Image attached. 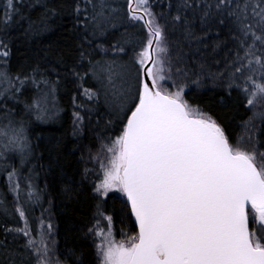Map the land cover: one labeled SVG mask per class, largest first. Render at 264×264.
<instances>
[{"label":"snow or ice","instance_id":"obj_1","mask_svg":"<svg viewBox=\"0 0 264 264\" xmlns=\"http://www.w3.org/2000/svg\"><path fill=\"white\" fill-rule=\"evenodd\" d=\"M25 8L42 11L33 20ZM168 9L157 14L152 0H7L0 31L19 23L24 38L32 41L55 25L68 50L54 59L37 50L34 62L26 57L13 73L10 41L0 36V170L7 172L12 192H19L23 179L29 190L26 202L39 200L32 184L35 165L27 166L40 157L25 121L16 120L8 105L23 104L25 113L45 121L59 83L47 73L59 77L57 69L63 68L66 76L81 82L78 87L91 75L99 87L83 94L89 101L103 97L105 111L114 118L105 122V131L107 125L120 124L115 138L105 137L110 144L101 142L109 159L100 163L97 176L102 179L92 188L98 203L88 233L100 239L98 244L94 240L99 264H264V152L248 134L253 119L264 118V112L253 111L243 132L230 139L220 121L187 98L210 81L208 90L223 93L215 100L221 109L234 108L237 97L249 109L264 104V0H175ZM137 25L142 35L129 31ZM213 29L226 30L234 43L223 71L212 72L202 54L193 63L183 52L174 58L169 54L167 33L180 32L190 52L195 45L200 54ZM29 84L36 88L31 103L20 99ZM77 107L88 113L89 122L97 115L99 124L97 109ZM84 126L85 116L74 112L73 136L81 135ZM88 159L98 156L90 153ZM25 169L28 176H23ZM88 173L85 169L84 179ZM112 192L122 195L120 211L134 217L138 229L127 241L113 238V216L101 208ZM64 193L73 198L69 187ZM14 211L25 219L24 207ZM52 228L48 223L46 232L37 233L39 242L26 219L23 228H4L0 264H62L56 241L50 239ZM13 231L27 237L23 251L11 246L8 234ZM75 258L80 264L81 258Z\"/></svg>","mask_w":264,"mask_h":264},{"label":"trees","instance_id":"obj_2","mask_svg":"<svg viewBox=\"0 0 264 264\" xmlns=\"http://www.w3.org/2000/svg\"><path fill=\"white\" fill-rule=\"evenodd\" d=\"M6 2L7 0H0V18L3 17ZM169 2L174 3L175 0H152L153 11L157 14L160 12L167 13L169 11ZM22 11L25 15L30 14L31 18L36 20L42 10L36 8L29 12L25 8ZM172 14H175L174 10ZM16 19L19 20L18 17ZM160 22L163 23L164 21L161 19ZM23 27L26 28L27 24L25 23ZM138 29L139 25L136 28L129 29V31L142 35L143 33L138 32ZM217 32H219V35L216 34ZM197 34L200 35L201 33L197 32ZM166 35L169 54L173 58L179 51L191 56L192 59L189 63H193L202 54L208 58L206 63L210 66L212 72L223 71L227 60L231 59L228 53L229 49L234 48V43L229 38L226 30L213 29L204 41L208 46L207 49L201 46L202 51L200 54L194 52L195 45L191 46L193 51L190 52V46L180 32L167 33ZM0 36L7 37L6 43L10 41L11 52L8 63L13 73L20 70L26 57H30L34 62L37 57L33 56V52L37 50L40 51L41 57L45 52H48L50 58L53 59L58 55L59 51L66 52L68 50L67 43L62 39L60 31L55 25H53L52 31L44 33L32 41L24 38L21 25L15 22L9 25L5 31H0ZM220 41L225 43L213 51V48ZM125 59L127 58L125 57ZM217 60L220 61L219 65L214 63ZM42 67H55V65L42 64ZM57 71L59 72V77L54 72L49 71L47 73V78L50 81L59 80V83L56 84L55 94L50 101L51 114H49L47 120L39 121L35 119L34 114L25 113L23 104L15 107L12 104L8 105L10 108H14L16 120L25 121L28 138L33 145L36 156L40 157L32 160L31 164L27 166L32 167L35 165L36 175L32 180V184L35 193L39 194V200L32 203L26 202V181L23 179L20 180L19 192H12L7 176L4 174L6 172L2 170L1 173L0 170V201H3L0 204V239L5 237L4 228H23L25 219L30 231L34 232L41 213L45 209H49L56 226L57 252L60 260L67 264H77L75 257L79 256L81 258L80 264H99L92 243L85 234L86 227L95 221L94 214L96 213L98 201L94 198L95 194L92 192L94 180L91 178V174L88 173L87 178H83L85 169H87L84 155L85 149L88 147L95 148L98 140L105 139L108 135L115 137L118 134L120 124L115 122L112 125H107V131H105V122L114 118L105 111L103 97L101 96L99 101H89L87 97L81 96V92L84 93V89L95 90L99 87L91 75L84 78L82 87H78L81 82L73 77L66 76L63 68H58ZM77 71L83 72L84 69H77ZM39 87L44 88L45 86L41 84ZM210 87L211 83L209 81L204 89L198 92L194 90V99V92H189L187 98L220 121L230 139L240 135L243 122L250 116V109L240 104L238 97L234 108L221 109L215 103V100L223 93L220 89L215 91L208 90ZM35 94L36 88L29 84L26 86L25 95L20 97V99L31 103ZM233 96L236 97L235 92ZM74 97L75 101L73 100ZM78 104L97 109L100 117L99 124L96 123L97 115L95 114L92 115V120L89 122L87 119L88 113L80 107V110L75 108ZM75 111L85 116L84 131L78 136H73L72 134L73 113ZM221 115H223V119H221ZM98 136L99 139L97 138ZM256 141L259 142L257 148L264 152V120L258 124ZM17 166H19L18 159ZM8 170L10 171L11 169ZM23 176H28L27 169L23 172ZM69 178H71L70 184ZM66 186L70 188L73 197L71 200L64 193ZM17 197L19 198L18 203ZM17 206L24 207L26 212L25 219H21L19 214L14 211ZM122 207H124L123 197L114 195H109L101 203L102 210L106 214L113 216L115 226L121 229L126 228L129 233L137 232L132 217L127 215L126 212L120 211ZM13 237H15V240H13ZM8 240L11 242L12 247L18 251H23L21 246L26 243L27 237H24L22 233L13 231L8 234ZM69 250H71V255H69Z\"/></svg>","mask_w":264,"mask_h":264},{"label":"rangeland","instance_id":"obj_3","mask_svg":"<svg viewBox=\"0 0 264 264\" xmlns=\"http://www.w3.org/2000/svg\"><path fill=\"white\" fill-rule=\"evenodd\" d=\"M81 96L84 97V98H86V96L82 92H81ZM78 105H80V104H78ZM49 108H50V104H49ZM75 108L78 109L79 107H77V105H76ZM79 110H80V108H79ZM253 111H256V112H264V104L258 106L255 109H250V116L247 118V120H249V118L253 116ZM75 112H77V111H75ZM49 114H51V111H50ZM263 120H264V118L257 117L255 119H253V121H252L251 131L248 134L251 135V136H253L254 141H256V130L258 128V124H260V122L263 121ZM3 123H7V122L4 121ZM242 132H243V128H242L241 133ZM112 138H115V137H112ZM102 141L105 144H110V141L109 140H107V139H100V140H98L97 144L95 145V148H89L88 147V148L85 149V155H84L85 165H86V168L89 170V173L91 174V178L94 180L93 181L94 183H98L99 180L102 179V174L99 177L97 176V173L100 172V163L102 162L104 164H107L108 163V159H109V154L105 150H103L101 148V142ZM249 147H251V145H249ZM90 153L93 156H98V159L97 160H89L88 157H89V154ZM259 162L260 161H259V158H258V163ZM1 173H2V170H1ZM4 174L7 176V172L4 173ZM28 191H29L28 188H26L27 194H28ZM33 192L35 193L34 187H33ZM109 195H114V196L122 197V195L120 193H118V192H112V193H109ZM103 199H106V198H103ZM106 215H109V214H106ZM41 221H43V226H41ZM48 223H51L52 226H53V228H52V234L50 236V239H54L56 241V250H57V244L58 243H57V237H56V226H55V222L53 220V216H52V214H51V212H50L49 209H45V211L41 213L35 231L34 232L30 231V228H29V231L32 232L33 238L36 239L37 242H39L40 236L37 235V233H44V232H46L47 231V224ZM94 223H95V221H93L91 224H89L86 227L85 234H86V236H88V238H89L90 242L92 243V246H93V248L95 250L94 240H95V244H98V243H100V239L99 238H94L92 234L88 233V229L91 228ZM102 227H106V224L105 223H102ZM122 231L124 233H126L127 235H122L121 234ZM135 234H136V232L129 233L126 228H122L121 229L118 226H115V224L113 222V238L116 241H127L128 238H130L131 236H133ZM56 256H58V252L57 251H56ZM58 258H59V256H58ZM59 260H60V258H59ZM97 260H98V258H97ZM98 263H99V260H98ZM62 264H67V263L62 262Z\"/></svg>","mask_w":264,"mask_h":264},{"label":"water","instance_id":"obj_4","mask_svg":"<svg viewBox=\"0 0 264 264\" xmlns=\"http://www.w3.org/2000/svg\"><path fill=\"white\" fill-rule=\"evenodd\" d=\"M132 219H133V221H134V217H132ZM136 229H137V227H136ZM137 231H138V229H137Z\"/></svg>","mask_w":264,"mask_h":264}]
</instances>
